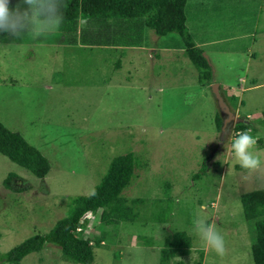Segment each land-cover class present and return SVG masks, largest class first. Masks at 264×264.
<instances>
[{"label": "rangeland", "instance_id": "rangeland-1", "mask_svg": "<svg viewBox=\"0 0 264 264\" xmlns=\"http://www.w3.org/2000/svg\"><path fill=\"white\" fill-rule=\"evenodd\" d=\"M209 1L218 13L203 14L197 21V0H186L191 40L222 42L225 35L235 39L201 47L209 68L200 71L208 82L198 79L199 69L180 52L150 63L151 56L141 49L123 63L119 52L108 54L106 47L92 54L79 43L66 42L70 34L56 32L41 40L27 34L11 40L5 35L0 40V123L19 133L49 162L46 175L37 178L0 154V253L28 236L47 232L65 215L71 197L91 193L112 157L131 152L135 168L122 194L145 197L148 212L155 198L168 197L172 219L161 227L153 224L148 232L139 230L138 223L130 225L132 229L99 226L97 217L88 216L83 232L75 234L114 239L93 249L92 264H158L164 238L177 231L186 232L191 245L170 264L175 260L252 264L254 219L243 218L239 196L264 189V179H246L244 170L228 157L236 121L227 122L222 131L221 125L215 126V116L222 123L224 114L210 85L217 84L229 111L254 129L253 137L263 139L262 147L256 143V151L264 158V55L247 56L242 48L247 41L236 40L253 23L264 24V10L258 11L264 9V0H223L224 14L221 0ZM74 24L69 20L70 27L64 23L61 27ZM178 45L182 46L180 41ZM116 58L119 70L111 67ZM7 174L12 175L10 188L2 183ZM197 216L215 219L226 241L224 256L208 249L195 233ZM137 232L149 233L153 243L134 241ZM16 264L77 263L65 260L57 246L46 244Z\"/></svg>", "mask_w": 264, "mask_h": 264}, {"label": "trees", "instance_id": "trees-1", "mask_svg": "<svg viewBox=\"0 0 264 264\" xmlns=\"http://www.w3.org/2000/svg\"><path fill=\"white\" fill-rule=\"evenodd\" d=\"M65 5L63 9L65 27L69 20L74 21L77 17L85 19L81 22L79 30L80 42L85 44H134L137 42L141 23L159 36L175 34L183 45L181 54H185L190 63L199 69L198 79L204 78L208 82L209 79L200 71L201 67L209 68L208 61L204 58L202 49L191 40L184 24L187 14L186 0H65ZM71 28L74 29L75 24ZM4 36L5 34H0V40ZM214 120L215 126L219 128L221 117L217 114ZM247 130H250L251 135L254 133V129L245 121L234 122V134ZM256 141L258 148L262 147L263 139ZM0 154L37 178L45 176L49 170L48 160L34 146L19 133L7 129L1 123ZM134 168L133 153L127 152L112 157L90 194L71 197L67 202L65 215L57 219L47 232L28 236L0 253V261L16 264L25 255L39 251L46 244H51L59 248L62 257L67 261L92 264L93 249L109 243V239L114 242V239L107 235L101 236L89 232L82 237L75 234L77 231L83 232L87 217L92 215L94 218L97 217L99 226L109 225L113 229L118 226H122V229L126 227L132 229L130 225L138 223L141 227L139 230L152 232L153 224L158 227L162 224L166 225L172 219L168 197L155 198L152 202L153 209L148 212L145 197H127L122 194L123 189L130 184ZM11 177V174L5 176L2 182L4 187H11ZM93 192L95 195H92ZM239 201L243 218L254 219L253 241L249 246L252 264H264V189L241 194ZM141 216L147 218L142 219ZM148 234L137 232L133 240L137 242L139 240L141 244L149 246L153 242ZM163 243L164 247L159 250L158 264H170L172 258L188 253L191 239L186 232L177 231L170 236L167 235ZM112 255L117 256L116 253ZM174 264H183V262L175 260ZM193 264H200V260L193 261Z\"/></svg>", "mask_w": 264, "mask_h": 264}, {"label": "clouds", "instance_id": "clouds-1", "mask_svg": "<svg viewBox=\"0 0 264 264\" xmlns=\"http://www.w3.org/2000/svg\"><path fill=\"white\" fill-rule=\"evenodd\" d=\"M65 6V0H0V34L11 40L26 34L33 40L45 39L60 30ZM256 143L250 130L239 131L231 137L227 148L228 157L244 170L246 179H264V158L256 151ZM193 224L208 249L219 256L226 254L225 237L218 231L215 219L197 216Z\"/></svg>", "mask_w": 264, "mask_h": 264}, {"label": "crops", "instance_id": "crops-1", "mask_svg": "<svg viewBox=\"0 0 264 264\" xmlns=\"http://www.w3.org/2000/svg\"><path fill=\"white\" fill-rule=\"evenodd\" d=\"M241 1H245V0H240ZM262 2V1H261ZM264 4V3H263ZM220 6L222 8L220 14H224L225 11V6L226 3H223V0H221L220 2ZM246 6V5H245ZM186 9H187V2H186ZM192 7V6H189ZM229 7V6H228ZM247 7V6H246ZM197 11L195 12V14H197V21H201L203 20V14H217L218 12L216 11V6L211 5L209 0H197V6H196ZM255 9V7H254ZM253 9V10H254ZM264 10L262 9V7H259L258 11ZM193 12V9H192ZM257 13V10H254V14ZM259 16V13L257 14ZM223 18L224 15L221 17V20L223 22ZM259 17H256L254 15V19L258 20ZM85 19H82L80 17H77V19L75 20V28H70V29H64V28H60V30L57 32L58 34H70L69 37V41H66L68 43H79L82 47L86 48L87 50H91L92 54L95 53L94 51H96V49L98 47H106V50H109V53H118L120 55H118L119 59H123V63H129L130 60L133 58H131V55H134V53L136 51H139L141 49H144L145 51L148 52V55L151 56L149 58L150 63L152 62V60H157L159 59L162 55L164 54H168V53H182L183 52V45L182 42L181 45H178V41H180L177 36L175 34H166V35H156L151 29L147 28L144 26V24L141 23L140 27H139V31H138V38L136 39L137 42L134 44H130V45H122L121 43H119V45H104V44H85L80 42V38H79V30L81 28V22H83ZM255 22V20H254ZM257 23V22H255ZM253 23L252 25V29L250 31H244L240 34L239 38H236V40H240V41H247V44L244 48L243 52H245L247 54V56H253V59L260 58L263 57V52H264V24H255ZM184 24L185 27L187 29V32L190 35V38L192 37L191 32L189 27L186 26V18L184 19ZM226 25V24H225ZM254 35H256V37H254ZM227 36H231L230 38ZM235 36L233 35H225V38H223L222 42L221 39H201V40H195L193 41V43L198 46L199 48H203L204 46H211V45H216V44H220L225 42V41H232ZM229 38V39H228ZM192 39V38H191ZM255 43V44H254ZM70 45V44H69ZM220 51V50H219ZM218 51V52H219ZM220 52H225L228 53L227 50H223ZM230 52L235 53L232 49H230ZM127 53V56H121V54H125ZM155 55V56H154ZM169 55V54H168ZM177 56V54H176ZM114 58V57H113ZM154 58V59H152ZM177 59V57L175 58ZM120 62L117 60V58L114 60V62L111 64L112 65H118L116 70H119L122 66L119 65ZM127 66V65H126ZM129 66V65H128ZM110 67V68H111ZM237 81H243V77H238ZM233 88V87H231ZM239 90V89H238Z\"/></svg>", "mask_w": 264, "mask_h": 264}, {"label": "water", "instance_id": "water-1", "mask_svg": "<svg viewBox=\"0 0 264 264\" xmlns=\"http://www.w3.org/2000/svg\"><path fill=\"white\" fill-rule=\"evenodd\" d=\"M211 92L216 99L218 109L224 114V118L222 119L221 123V131L224 129V126L227 122L234 120V121H240L239 118H235L234 115L229 111L227 105L223 101L222 97L220 96L217 88L216 83H212L210 85Z\"/></svg>", "mask_w": 264, "mask_h": 264}]
</instances>
